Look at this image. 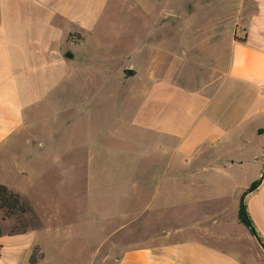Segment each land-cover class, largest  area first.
Listing matches in <instances>:
<instances>
[{"label": "rangeland", "instance_id": "374dc122", "mask_svg": "<svg viewBox=\"0 0 264 264\" xmlns=\"http://www.w3.org/2000/svg\"><path fill=\"white\" fill-rule=\"evenodd\" d=\"M163 4H169L170 11L163 14L167 16L159 14ZM241 18L240 0L111 1L101 22L98 40L101 51L85 52L82 57L84 71L82 75L79 73L84 86L68 90L77 102L59 105L58 134L52 139L59 145L55 152L65 155L64 164L51 167L49 160L27 169L29 177L26 178L18 174L12 164L16 162L18 166L16 158L24 153L11 151L6 158L9 161L5 160L8 166L0 169V176L6 177L5 184L27 195L35 208L29 214L6 218L5 212L0 210L2 235L9 241L8 250L0 251V264H31L29 260L36 245L40 246L38 255L44 254L36 264H115L122 246L146 244L151 232L146 230L144 220L161 208L166 214L165 223L172 229L209 217L206 223L218 226V232L235 237L225 241L226 246L243 252L249 264H264V251L239 220L242 197L261 176L264 151L259 161L255 160L254 152L262 139L248 136V143L241 152L248 173L237 174V178L235 173L224 174L230 171L228 168L178 167L185 158L192 156L186 154L184 140L194 128L197 108L188 109L202 91L212 93L222 82L229 42L241 35ZM161 20L166 23H160ZM146 46L148 51H158L159 55L150 56L144 62L141 61L143 56L131 55V50ZM104 51L121 54L122 70L118 80L117 73L101 70L107 62ZM151 59L155 65L158 63L154 79H170V116L181 118L179 127L184 126L186 120L187 128L181 132L177 130L178 121L171 120L170 129L166 126L165 130L169 131L163 133V138L157 131L131 124L132 117L143 107L145 84L151 79ZM132 66L139 74L126 79L123 70ZM176 99L186 104H175ZM211 108L217 109L215 104ZM238 110L239 105L234 103L224 115H239ZM218 111L222 113L220 107ZM46 113L41 114L42 124L46 121ZM83 115L91 118L82 119ZM65 119L72 122L62 130L60 123ZM256 123L262 121L253 120L251 125ZM85 129L91 131L89 137ZM225 163L218 161V165ZM197 164L188 162V165ZM146 175H150L149 182L147 186L141 185ZM247 177L251 179L250 184L233 201L230 191L235 189L234 178ZM125 183L138 185L132 191L127 189L132 198L128 205L123 201L119 206L136 211L134 226L140 229L131 231L128 228L115 233L99 246L105 235L98 222L101 186L122 199L127 192ZM57 210L62 211L63 217L56 216ZM20 227L26 229L25 233L9 236L13 228Z\"/></svg>", "mask_w": 264, "mask_h": 264}, {"label": "crops", "instance_id": "0c3cea01", "mask_svg": "<svg viewBox=\"0 0 264 264\" xmlns=\"http://www.w3.org/2000/svg\"><path fill=\"white\" fill-rule=\"evenodd\" d=\"M111 1L113 0H0V169L8 166L5 160L9 161L6 158L10 157L11 151L24 153L16 158L18 166L16 162L12 164L17 173L26 178L29 177L27 169H31L30 167L40 166L49 160L52 162L51 167L53 164L55 167L64 164L65 155L55 152L59 145L57 146V140L52 139L58 134L59 105L69 101L70 104L77 102L75 95L72 96V92L70 94L68 90L84 86L80 75L84 71L82 57L85 52L89 54V51H101L98 48L101 22ZM168 5L163 4L164 7L159 10L161 16H167L163 14L170 11ZM240 9L241 35L233 37L229 42L222 82L214 92L202 91L195 99L192 98L194 101L188 111L196 107L197 117L192 132L186 134L184 140L185 152L192 156L185 158L184 164L181 162L178 167L228 168L230 171L224 174L231 176V173H235L237 178V174L248 173L245 157L241 152L248 143L249 135L262 139L254 152L256 158L260 159V153L264 151V133L258 132L259 129H264V0H240ZM163 22L161 20L160 23ZM103 53L107 62L103 63L101 70L112 71L117 76L119 73L120 76V52L119 55L113 51ZM157 53L158 51H148V46L131 50L133 57L143 56V62ZM152 60L149 62L151 79L145 84L143 107L132 117L131 124L137 128L157 131L163 138V133L169 131L165 130L166 126L170 129L171 120L178 121L179 132L187 127L186 120L184 126L179 127L181 118L170 116L171 82L170 79H154L158 74V63L155 65ZM114 61H118V64ZM132 69L136 74L129 78L125 75L126 79L138 76L139 70L134 66ZM174 86L177 87V84ZM78 102L84 104V101ZM174 103L186 104L179 99ZM234 103L239 105L237 112L240 114L227 117L224 113ZM213 104L218 110L220 107L222 113L211 108ZM47 110L49 113H46ZM42 113L47 114L44 124L40 121ZM87 116L83 115L82 119L91 118ZM251 117L252 121L259 120L262 123L251 125ZM67 120L60 123L62 130L72 122ZM85 133L88 137L92 134L89 129H85ZM89 143L91 146L92 142ZM99 160L101 161V156ZM190 161L198 164L188 165ZM218 161L226 163L218 165ZM168 167L167 164L166 169ZM263 168L264 163L262 171ZM194 174L193 170V176ZM149 176H145L141 185L147 186ZM4 178L6 179L0 176V183H7L3 181ZM235 178V189L230 191L233 201L238 199L239 193L251 182L250 177L242 180ZM136 184L125 183L124 187L132 191V188H137ZM158 187L159 185L156 186ZM14 191L29 204L30 211L26 214L32 209L35 211L27 195ZM130 194L127 190L121 199L101 186L98 222L105 235L99 246H103L115 233L128 228L131 231L140 229L134 226V217L138 215L136 211L119 206L123 201H127L128 205L129 199H132ZM246 205L257 232L264 240V181L247 195ZM161 209H156L150 214L151 218L144 220L146 230L151 232L146 238V244L119 245L122 246L121 252L116 256L115 264H249L243 257V252L226 246L228 243L225 241L235 237L218 232V226L206 223L210 220L209 217L201 222L172 229L165 223L166 214ZM57 211L56 216L63 217L62 211ZM18 235L21 234L9 236ZM0 244L1 251L8 250L6 247L9 241L3 235L0 237ZM21 249L20 247L19 251Z\"/></svg>", "mask_w": 264, "mask_h": 264}, {"label": "trees", "instance_id": "16d2710c", "mask_svg": "<svg viewBox=\"0 0 264 264\" xmlns=\"http://www.w3.org/2000/svg\"><path fill=\"white\" fill-rule=\"evenodd\" d=\"M259 133H264V129H260ZM258 181H255L252 183L250 188H253L256 186ZM0 210H3L5 212L4 217H9L11 215H21V214H26L30 211V206L29 204L21 197V195L18 192H15L11 188H9L6 184L0 183ZM246 215L244 214L242 206H240L239 209V220L240 222L245 225L249 232L253 235L250 226H253L255 228V225L247 211V205H246ZM256 230V228H255ZM24 228H13L10 232V235H17V234H22L25 233ZM257 232V230H256ZM259 235V233L257 232ZM2 236V230L0 228V237ZM261 240L264 242L263 238L259 235ZM2 245L0 244V251H1ZM39 246H35L33 248L31 257H30V263L31 264H36L38 263L43 257L44 254L40 253Z\"/></svg>", "mask_w": 264, "mask_h": 264}, {"label": "water", "instance_id": "95a60500", "mask_svg": "<svg viewBox=\"0 0 264 264\" xmlns=\"http://www.w3.org/2000/svg\"><path fill=\"white\" fill-rule=\"evenodd\" d=\"M124 73H125L126 77L129 78V77H131V76H134V75L136 74V71H135L134 69H132V68H127V69H125ZM255 160L258 161L259 159L256 158ZM263 181H264V168H263V171H262V173H261L260 179H259V181L257 182L256 186L253 187V188L248 189V190L244 193V195H243V197H242V200H241V206H242V208H243V211H244V214H245V215H246V213H247V212H246V197H247V195L250 194V193H252L253 191H255V190H256V189H257V188L263 183ZM250 229H251V231H252V233H253V236L255 237L257 243L259 244V246H260V247L262 248V250L264 251V242L261 240V238L259 237V235L257 234V232H256V230H255V228H254L253 226H250Z\"/></svg>", "mask_w": 264, "mask_h": 264}]
</instances>
